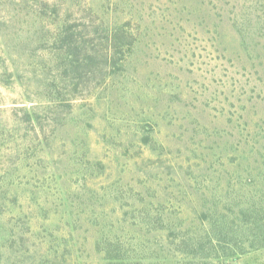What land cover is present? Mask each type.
<instances>
[{"label":"rangeland","instance_id":"obj_1","mask_svg":"<svg viewBox=\"0 0 264 264\" xmlns=\"http://www.w3.org/2000/svg\"><path fill=\"white\" fill-rule=\"evenodd\" d=\"M0 264H264V0H0Z\"/></svg>","mask_w":264,"mask_h":264},{"label":"trees","instance_id":"obj_2","mask_svg":"<svg viewBox=\"0 0 264 264\" xmlns=\"http://www.w3.org/2000/svg\"><path fill=\"white\" fill-rule=\"evenodd\" d=\"M63 31H65V30H62V33H64ZM70 38H71V36L69 34H63V36L60 40L63 44H66V45H68V47H71Z\"/></svg>","mask_w":264,"mask_h":264}]
</instances>
